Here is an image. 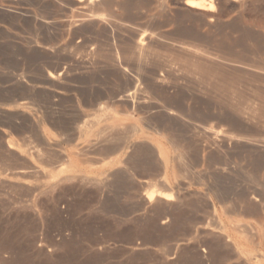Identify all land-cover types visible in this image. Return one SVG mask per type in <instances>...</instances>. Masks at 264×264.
Instances as JSON below:
<instances>
[{"label": "rangeland", "instance_id": "374dc122", "mask_svg": "<svg viewBox=\"0 0 264 264\" xmlns=\"http://www.w3.org/2000/svg\"><path fill=\"white\" fill-rule=\"evenodd\" d=\"M81 1L0 0V264H264V0Z\"/></svg>", "mask_w": 264, "mask_h": 264}, {"label": "bare ground", "instance_id": "6f19581e", "mask_svg": "<svg viewBox=\"0 0 264 264\" xmlns=\"http://www.w3.org/2000/svg\"><path fill=\"white\" fill-rule=\"evenodd\" d=\"M79 1V0H78ZM109 1V0H108ZM81 2H83V1H81ZM111 2V1H110ZM113 2V1H112ZM84 4H86L87 5V7H89V9H91V10H94V12L96 11V12H98L99 13V15H97L96 13V16H89L90 18H84V19H78L79 21H78V24L76 23H74V22H76L77 21V19L75 20V21H69L68 20V22L67 23H65L66 24V27L68 28V29H73L75 26H81V28H82V25L83 26H85L86 24H88L89 22H91V21H94L95 22V24H97V26L96 27H104V26H107L108 24V22H109V20L108 19H106V18H109V16L108 15H106L107 13H109V8H110V4H108V3H106L104 0H84V2H83ZM82 3V4H83ZM80 4V3H79ZM83 4V5H84ZM113 4H115V3H113ZM124 4V3H123ZM186 5L188 6V7H192V8H195V9H198V10H204V11H212V9H213V3L211 2V0H210V2H207V3H203V1H201V2H199V1H188L187 3H186ZM86 7V8H87ZM107 10H109V11H107ZM107 11V12H106ZM196 11V10H195ZM106 13V14H104V15H106V18H105V16H103V13ZM199 12V11H198ZM200 13V12H199ZM202 13V12H201ZM93 14V13H92ZM187 14V13H186ZM86 15V14H85ZM88 16V15H87ZM108 16V17H107ZM197 16V15H196ZM198 16H201L202 18L204 17V15L203 14H198ZM210 15H208V17H209ZM74 17V16H73ZM83 18V17H82ZM201 19V18H200ZM205 18H203V20H204ZM45 20H47V19H45ZM44 20V23H43V25L45 24V26H46V24H51V21L49 22V21H45ZM49 20H51V19H49ZM207 21V20H206ZM205 21V22H206ZM53 22H55V21H53ZM204 22V21H203ZM206 24H208V23H206ZM211 24V23H210ZM54 25H55V23H54ZM115 25V24H114ZM110 26V25H109ZM100 27V28H101ZM47 28H50V27H47ZM117 28V27H116ZM105 29V28H104ZM80 30V29H79ZM102 30V29H101ZM50 31V30H49ZM125 36V35H124ZM127 39V38H126ZM151 39H152V36L151 35H145V36H143L142 38H140V40H137V41H134V47L133 48H135L136 50H142V49H144L147 45H148V43L151 41ZM129 40V39H128ZM133 40V39H132ZM196 43H198V42H196ZM173 46V45H172ZM46 47H48V46H46ZM51 47V46H50ZM183 49H181V56L182 57H184V59H186V60H188V61H190L191 63H192V67H193V69L198 73V74H211V75H215V76H219V77H221V78H224V79H226V81L228 82V83H233V82H235L236 80H237V78H236V74H232V75H234V76H232V75H229V74H226V72L224 73L223 72V69H222V67H221V63H224L225 65H227L228 67L230 66V67H233V66H235V67H238L239 68V65L237 64V62L236 61H232V60H229V59H223L224 60V62H221V61H223V60H221V58H216V59H220L219 61H220V63H219V61L217 62V60H214L213 58H212V56L214 57V56H216V55H211L210 56V54H208L207 53V56H205V53H201V55L202 54H204V56L203 57H197V56H191V55H193V54H197L198 55V53L199 52H197V53H193V54H191V53H188V52H186L184 49H186V48H184V47H182ZM44 50H45V48H43ZM147 49V48H146ZM132 50V49H131ZM135 50V51H136ZM184 50V51H183ZM195 50V49H194ZM143 51H145V50H143ZM186 52L185 54H183V52ZM197 51V50H196ZM135 53V52H134ZM188 53V55L189 54H191V55H186ZM132 54V53H131ZM209 55V56H208ZM217 57V56H216ZM216 61V62H215ZM225 67V66H224ZM227 68V67H226ZM243 68V67H242ZM192 69V70H193ZM65 70V69H64ZM175 70V69H174ZM173 70V71H174ZM224 70H226L225 68H224ZM62 72V71H61ZM195 72V73H196ZM230 72V71H229ZM59 73V72H58ZM63 73V72H62ZM62 73H60L59 75H53L54 73H49V75L47 76L48 78H50V79H52V80H56V79H62V78H64V77H62V78H59V76L61 77V75H62ZM64 73H66V71H64ZM63 73V74H64ZM231 73V72H230ZM234 73V72H233ZM67 74V73H66ZM159 74V73H158ZM192 74H194L193 72H192ZM69 75V74H68ZM167 75V74H166ZM194 75H196V74H194ZM238 75V74H237ZM168 76V75H167ZM158 81H161L162 82V80H163V77H162V75L160 74V75H158V77H155ZM66 79V78H65ZM155 79V80H156ZM50 81V80H49ZM59 81V80H58ZM62 81H64L63 79H62ZM66 81V80H65ZM53 82V81H52ZM54 83V82H53ZM56 83H58V82H56ZM156 83V82H155ZM60 84V83H59ZM64 84V83H63ZM161 84V83H160ZM160 89V88H159ZM54 91V90H53ZM52 91V92H53ZM55 91H58V90H55ZM61 91V90H60ZM61 93V92H60ZM52 94H54V93H52ZM57 95H59L58 93H57ZM53 96V95H52ZM64 96V95H63ZM91 96V95H90ZM100 96V95H99ZM85 97V96H84ZM92 97V96H91ZM95 97V96H94ZM101 97V96H100ZM130 97V96H129ZM87 98V97H86ZM86 98H85V100H86ZM89 98V97H88ZM95 98H97V96L95 97ZM127 98V97H126ZM126 98H125V100H126ZM133 98V97H132ZM132 98H130V100L132 99ZM83 100H84V98H82ZM98 99V98H97ZM138 99V98H137ZM99 100V99H98ZM123 100V96H119V97H116L115 99H114V101H112V100H110L109 102H112L111 103V105L114 103V102H119V101H122ZM141 101V100H140ZM148 101V100H147ZM157 101V100H156ZM108 102V103H109ZM128 103H129V101H127ZM142 102V101H141ZM152 102V101H151ZM95 103H97V104H99L100 106H103L102 105V103H101V101H97L96 102V100H95ZM107 103V106L109 107L110 105ZM131 103V102H130ZM129 103V104H130ZM133 103H135V102H133ZM85 105V104H84ZM90 105V104H89ZM119 105V104H118ZM136 105V104H135ZM144 105V104H143ZM146 105V104H145ZM112 107V106H111ZM98 108V107H97ZM101 109H103V107L101 108ZM132 109V108H131ZM138 111V110H137ZM142 111V110H141ZM108 116V115H107ZM145 117V116H144ZM147 121V120H146ZM168 126V125H167ZM205 126V125H204ZM160 127V126H159ZM123 128V127H122ZM172 128V127H171ZM112 130V129H111ZM126 131V130H125ZM209 131H211L212 132V130H209ZM214 131V130H213ZM116 132V131H115ZM210 132V133H211ZM123 133V132H122ZM111 134V133H110ZM217 135V134H216ZM223 136V135H222ZM225 136V135H224ZM216 138H217V136H216ZM245 138V137H244ZM212 141H209L208 140V143L210 142H212L211 144L213 145H216L217 146V140L213 137L212 139H211ZM231 140V138L229 137L228 138V142ZM250 141V140H249ZM254 141V140H253ZM98 142H101V140L100 141H98ZM176 142V141H175ZM227 142V143H228ZM210 143H209V146H210ZM206 144V143H205ZM220 144V143H219ZM93 145V144H92ZM211 145V146H212ZM213 145V146H214ZM212 146V147H213ZM90 147H91V145H90ZM101 147V146H100ZM87 148H89V147H87ZM95 148V147H94ZM93 148V149H94ZM99 148V147H98ZM110 149H112L111 147H109ZM101 149V148H100ZM109 149V150H110ZM115 149V148H114ZM136 149V148H135ZM38 150V149H37ZM84 151H85V149H83ZM89 150V149H88ZM39 151V150H38ZM43 151V150H42ZM95 152L97 151V150H94ZM93 151V152H94ZM90 152V151H89ZM88 152V153H89ZM92 152V151H91ZM110 152V151H109ZM115 152V151H114ZM10 153V152H9ZM99 153H101V152H99ZM98 153V154H99ZM112 153V152H111ZM4 154V153H3ZM36 154V153H35ZM96 154H97V152H96ZM133 154V153H132ZM12 155V154H11ZM132 156V155H131ZM40 156H38V158H39ZM16 159V158H15ZM25 159V158H24ZM54 159V158H53ZM3 161V160H2ZM21 161V160H20ZM27 161V160H26ZM26 161H24V162H26ZM6 162V161H5ZM17 162V161H16ZM20 165V164H19ZM18 165V166H19ZM12 166V165H11ZM28 166V165H27ZM176 166V165H175ZM177 169V168H176ZM6 170V169H5ZM78 178V177H77ZM82 179V178H81ZM61 183H62V181H60ZM20 185V184H19ZM53 186V185H52ZM51 186V187H52ZM42 193V192H41ZM43 194V193H42ZM152 196L153 195H151L150 196V199L152 198ZM156 197V196H155ZM158 197V196H157ZM161 200V199H160ZM164 202V201H163ZM230 211V210H229ZM1 263V262H0Z\"/></svg>", "mask_w": 264, "mask_h": 264}]
</instances>
